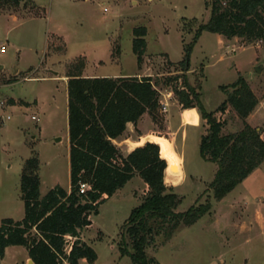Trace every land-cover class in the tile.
I'll return each instance as SVG.
<instances>
[{
    "label": "rangeland",
    "instance_id": "rangeland-1",
    "mask_svg": "<svg viewBox=\"0 0 264 264\" xmlns=\"http://www.w3.org/2000/svg\"><path fill=\"white\" fill-rule=\"evenodd\" d=\"M33 2L0 6V45L5 47L0 52V223L24 216L21 171L33 154L39 160L40 197L54 187L69 191L67 88L66 79L60 78L72 72L82 75L85 68L86 75L140 73L162 82L180 74L184 46L210 17L209 0ZM136 27L146 29L148 55L140 63L132 52ZM184 76L208 112L225 100L221 86L230 91L228 87L243 78L257 105L244 119L229 108L221 117L222 133L238 132L248 124L264 141V42L248 44L236 37L219 41L217 34L202 31ZM176 83L181 89V79ZM159 88L157 119L144 115L137 122L144 132L141 138L135 129L113 143L126 155L145 139L155 143V138H165L177 164L172 165L173 184L165 182V172L164 183L182 198L177 211L208 199L212 208L194 224L178 226L168 241L155 237L148 255L160 264H264V161L220 201H213L209 183L217 166L199 155L200 137L206 133L200 112L178 107L173 92ZM9 97L16 101L10 103ZM146 192V184L134 176L90 217L91 225L80 232V239L97 255L92 264H130L119 251L122 226ZM73 240L66 237V251ZM27 259L23 248L13 246L0 264H27ZM78 264L90 263L81 259Z\"/></svg>",
    "mask_w": 264,
    "mask_h": 264
},
{
    "label": "trees",
    "instance_id": "trees-1",
    "mask_svg": "<svg viewBox=\"0 0 264 264\" xmlns=\"http://www.w3.org/2000/svg\"><path fill=\"white\" fill-rule=\"evenodd\" d=\"M20 4L32 6L34 2L0 0V6L15 8ZM208 6V21L196 30L192 43L183 48V59L178 63L180 74L167 76L162 82L150 76L82 77L79 72L67 75L69 191L54 187L40 197L39 160L35 154L25 160L19 187L24 216L19 221H1L0 261L6 248L17 246L26 250L33 264H78L81 259L92 264L97 255L80 239V232L91 225L90 217L99 213L105 199L134 176L143 180L147 192L122 226L119 251L129 257L130 264H160L147 253L155 237L162 235L168 241L178 226H190L210 212L209 199L186 211H177L182 198L164 183L165 172V182L173 184L172 165L177 164L165 138H155L156 144L145 142L126 155L113 143L124 136L127 124L137 130L142 115L157 119L161 106L159 87L169 88L182 108H197L200 112L206 133L200 137L199 155L217 166L209 183L213 201H220L264 161V141L256 128L244 124L238 132L222 133L225 121L221 117L229 108L244 119L257 105L244 79L231 84L230 91L221 86L226 98L208 112L184 76L192 45L202 31L226 39L241 38L248 44L264 42V0H209ZM132 33V52L140 63L146 47V29L136 27ZM180 79L181 89L176 83ZM81 183L89 186L84 193L79 191ZM66 237L74 239L68 251Z\"/></svg>",
    "mask_w": 264,
    "mask_h": 264
},
{
    "label": "crops",
    "instance_id": "crops-1",
    "mask_svg": "<svg viewBox=\"0 0 264 264\" xmlns=\"http://www.w3.org/2000/svg\"><path fill=\"white\" fill-rule=\"evenodd\" d=\"M86 1V0H85ZM133 34V33H132ZM218 39H219V41H221V37L218 35ZM145 50H146V47H145ZM148 54L146 53V51L144 52V54H143V57H146ZM85 71H86V69L84 68V70H83V73H82V77H97L96 75H86L85 74ZM127 76H132V77H136V78H139V77H151V75H148V74H140V73H136V74H134V75H122V77H127ZM99 77H117L116 75H109V74H103V75H100ZM60 79H63L64 81H65V79H66V88H67V80H68V77H67V75H65V76H63L62 78H60ZM9 99H12L13 101L15 100L16 101V99H14V98H10L9 97ZM35 102H36V99L34 100ZM23 102V101H22ZM177 102V101H176ZM175 102V103H176ZM28 103V102H27ZM26 102H24V104H27ZM178 103V102H177ZM13 105H15V104H11V106H13ZM167 105H168V103H167ZM178 107H180L181 108V105L178 103ZM145 115V114H144ZM144 115H142V117L144 116ZM134 130H135V127H134V125L133 124H131V123H129V124H127V128H126V131H131L132 133L134 132ZM137 130L140 132V134H138V136H140V138H141V135H143L144 134V132H142L141 130H139V128H138V126H137ZM115 141H117V140H114V142ZM150 141V140H149ZM9 248V247H8ZM8 248H6L5 249V253H4V256H5V254H6V251L8 250ZM24 251L26 252V250L24 249ZM27 253V252H26ZM4 258V257H3ZM2 258V259H3ZM29 260L30 259H27V264H30V262H29ZM1 262V261H0ZM31 264H33V263H31Z\"/></svg>",
    "mask_w": 264,
    "mask_h": 264
},
{
    "label": "built area",
    "instance_id": "built-area-1",
    "mask_svg": "<svg viewBox=\"0 0 264 264\" xmlns=\"http://www.w3.org/2000/svg\"><path fill=\"white\" fill-rule=\"evenodd\" d=\"M4 51H5L4 45H0V52H4ZM1 109H2V102L0 101V111H1ZM6 118L8 119L9 116H7ZM88 189H89V186L87 184L81 183L79 185V191H80V193H84Z\"/></svg>",
    "mask_w": 264,
    "mask_h": 264
},
{
    "label": "water",
    "instance_id": "water-1",
    "mask_svg": "<svg viewBox=\"0 0 264 264\" xmlns=\"http://www.w3.org/2000/svg\"><path fill=\"white\" fill-rule=\"evenodd\" d=\"M260 66H261V65L259 64V65H257V66L254 67V71H255L256 73H259V72H260V70H261ZM57 140H58V139H57ZM146 141H147V139L144 140V142H146ZM29 262H30V263H33L32 260H29Z\"/></svg>",
    "mask_w": 264,
    "mask_h": 264
}]
</instances>
